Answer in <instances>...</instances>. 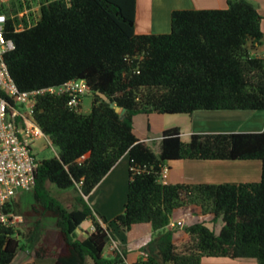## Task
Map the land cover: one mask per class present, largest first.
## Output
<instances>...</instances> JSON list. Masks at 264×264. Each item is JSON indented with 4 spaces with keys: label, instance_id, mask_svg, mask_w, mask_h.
Masks as SVG:
<instances>
[{
    "label": "trees",
    "instance_id": "16d2710c",
    "mask_svg": "<svg viewBox=\"0 0 264 264\" xmlns=\"http://www.w3.org/2000/svg\"><path fill=\"white\" fill-rule=\"evenodd\" d=\"M39 7V19H11ZM137 0H14L6 38L15 48L6 56L13 80L23 92L84 81L91 111L69 105V94L37 98L34 118L59 149L38 164L34 202L22 209L15 199L6 213L24 218L0 228V264H12L21 251L54 264H124V254L104 250L113 228L149 224L155 233L135 264H202L205 258L256 260L264 264V131L194 134L163 132L160 152L135 134L134 118L192 114L196 111H264L263 17L250 0H228L226 9L179 10L169 34L136 32ZM23 23L24 29L16 31ZM105 94L111 102L99 94ZM116 107L126 109L124 115ZM129 183L124 211L109 222L86 201L125 156ZM259 161L257 183L172 185L161 182L173 161ZM74 193L64 199L62 194ZM200 207L206 222L183 228L176 243L169 229L175 211ZM91 221L84 239L78 229ZM26 264H36L35 262Z\"/></svg>",
    "mask_w": 264,
    "mask_h": 264
},
{
    "label": "crops",
    "instance_id": "0c3cea01",
    "mask_svg": "<svg viewBox=\"0 0 264 264\" xmlns=\"http://www.w3.org/2000/svg\"><path fill=\"white\" fill-rule=\"evenodd\" d=\"M228 0H137L136 6V32L138 34H169L171 32V15L179 10H216L226 9ZM258 8L264 19V0H250ZM264 32V20L262 22ZM253 53L264 56V40L262 46L252 50ZM146 116V115H139ZM137 117V116H136ZM148 124L144 135L135 134L141 141H148L147 144L160 145L163 132L177 128L180 130L183 141L188 142L194 134H214V133H260L264 131V111H243V110H221V111H196L192 114L159 115L151 114L146 116ZM144 126V127H145ZM135 129V126H134ZM47 139H49L47 137ZM160 152V150H159ZM259 161H173L167 164V174L162 182L172 185H200V184H243L257 183L261 179V162ZM129 156L125 155L102 182L95 188L92 194L86 199L90 203V198L102 190L109 196V206L104 210H96L109 222L116 216H111L112 195L123 193L124 188L129 183ZM128 193V192H127ZM95 208V207H94ZM192 212V221L195 223L206 222L210 225L211 217L204 216L200 207L194 206L188 209ZM203 219H206L203 220ZM181 221V220H178ZM185 221V222H184ZM197 221V222H196ZM177 222V221H176ZM184 227L187 220L183 219ZM193 225V224H192ZM174 236V241L180 243L187 238L182 231ZM93 231L91 221L82 224L77 233L80 239L88 236ZM112 242L104 250V255L108 258L118 251L124 254V264H135L144 257V251L148 243L154 238L155 233L149 224L135 225L130 230L119 227L113 228ZM117 250H114V247ZM30 253V254H29ZM23 254V255H22ZM19 264L35 262L36 264H54L55 259L48 258L36 260L31 252H22ZM15 259V260H16ZM219 261L222 264H245L244 260L205 258V262ZM244 261V262H242ZM209 264V263H208Z\"/></svg>",
    "mask_w": 264,
    "mask_h": 264
},
{
    "label": "built area",
    "instance_id": "2783aa9c",
    "mask_svg": "<svg viewBox=\"0 0 264 264\" xmlns=\"http://www.w3.org/2000/svg\"><path fill=\"white\" fill-rule=\"evenodd\" d=\"M13 1L0 0V228L17 227L24 222L22 216L6 213L4 208L20 193L32 191L36 184L39 163L34 147L39 139H47L34 118L37 98L44 94H69V105L77 108L90 93V88L84 81H70L59 88L33 92L19 89L5 59L15 48L14 42L6 38L8 14H11ZM14 18H25L27 28H30L39 19V7L25 8L18 14H12L11 19ZM24 27L21 23L16 31H21ZM166 174L167 168L162 172L161 182ZM183 228L182 221L171 222L169 225L171 230ZM114 250H117L116 246Z\"/></svg>",
    "mask_w": 264,
    "mask_h": 264
},
{
    "label": "rangeland",
    "instance_id": "374dc122",
    "mask_svg": "<svg viewBox=\"0 0 264 264\" xmlns=\"http://www.w3.org/2000/svg\"><path fill=\"white\" fill-rule=\"evenodd\" d=\"M92 102H93V98L91 96V94H87L82 101V107H81V113L87 114L91 111L92 108ZM146 116H137L134 118V126H135V130H138V134L140 135H144L146 133L147 130V125L145 126L146 122H142V121H146ZM145 126V127H144ZM152 149L155 151V153H159L160 150V145H156L155 144H151ZM58 152L59 149L55 146L52 145V143L50 142L49 139H45V138H41L37 141L35 147H34V153L36 155L37 161L38 163L42 162L45 159H50L53 158L55 156H58ZM259 163V162H258ZM261 165V177H262V164ZM261 180V179H260ZM127 192H128V187L124 188L123 193H121V195L119 193H117L116 195H112L110 198L111 200H116V203H112V210H111V216H115L118 214H121L124 211V207H125V203L127 201ZM74 193H69V194H62L61 196L64 199H69L72 197ZM15 201H17L18 203L21 204L22 209H27L31 206V204L34 202V197H33V190L30 192H24V193H20L16 198ZM90 203L93 205V207H95L96 210H104L107 209V207L109 206V196L105 195V192H103L102 190L98 191L97 194H95L94 196H92L90 198ZM187 209H180L174 212L173 217H172V222H176L178 220L183 221V219L187 220V225H192L194 224V221H192V212H190ZM206 221V219H203ZM212 220V218H211ZM185 222V221H184ZM197 222V221H196ZM203 222V221H201ZM211 227H213L215 229V231L218 233L221 226H222V221L219 220L218 223L216 224H211ZM174 231L178 232V229H175ZM24 253L27 252L28 250H24L21 251L20 253ZM19 253V254H20ZM30 254V253H29ZM23 255V254H22ZM21 255L14 260V262L12 264H19V260H20ZM238 261V260H237ZM246 261L245 264H257L256 260H244ZM242 261V262H244ZM205 263H209V264H222V262L219 261H212L210 260V262H205ZM87 264H93L92 260L88 259Z\"/></svg>",
    "mask_w": 264,
    "mask_h": 264
},
{
    "label": "water",
    "instance_id": "95a60500",
    "mask_svg": "<svg viewBox=\"0 0 264 264\" xmlns=\"http://www.w3.org/2000/svg\"><path fill=\"white\" fill-rule=\"evenodd\" d=\"M105 101H107L108 103H110L112 106H114V104L111 102V100L105 95L100 93L99 94ZM116 112L119 113L120 115H124L126 113V109L125 108H121V107H116ZM88 197H85V199H87Z\"/></svg>",
    "mask_w": 264,
    "mask_h": 264
}]
</instances>
